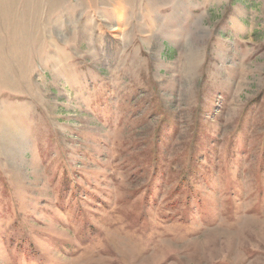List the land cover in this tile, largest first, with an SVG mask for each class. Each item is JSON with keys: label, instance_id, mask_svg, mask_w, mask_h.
I'll return each instance as SVG.
<instances>
[{"label": "rangeland", "instance_id": "374dc122", "mask_svg": "<svg viewBox=\"0 0 264 264\" xmlns=\"http://www.w3.org/2000/svg\"><path fill=\"white\" fill-rule=\"evenodd\" d=\"M0 264H264V0H0Z\"/></svg>", "mask_w": 264, "mask_h": 264}]
</instances>
